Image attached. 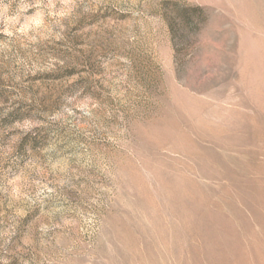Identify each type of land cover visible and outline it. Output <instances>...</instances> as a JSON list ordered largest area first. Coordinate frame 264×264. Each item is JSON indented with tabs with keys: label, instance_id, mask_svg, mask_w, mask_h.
<instances>
[{
	"label": "rangeland",
	"instance_id": "1",
	"mask_svg": "<svg viewBox=\"0 0 264 264\" xmlns=\"http://www.w3.org/2000/svg\"><path fill=\"white\" fill-rule=\"evenodd\" d=\"M220 263L264 264V0H0V264Z\"/></svg>",
	"mask_w": 264,
	"mask_h": 264
},
{
	"label": "bare ground",
	"instance_id": "2",
	"mask_svg": "<svg viewBox=\"0 0 264 264\" xmlns=\"http://www.w3.org/2000/svg\"><path fill=\"white\" fill-rule=\"evenodd\" d=\"M252 197H253V196H252ZM218 244H220V243H218ZM216 245H217V244H216ZM221 246H222V245H221ZM221 246H220V247H221ZM216 248H217V247H216ZM216 248H215V249H216ZM210 249H211V248H210ZM213 249H214V248H213ZM221 250H222V249H221ZM210 251H211V250H210ZM226 253H227V252H226ZM223 254H224V253H223ZM218 255H219V254H218ZM231 255H232V254H231ZM207 256H208V255H207ZM220 259H221V258H220ZM221 260H222V259H221ZM224 260H225V259H223V261H224ZM211 261H212V260H211ZM220 264H221V263H220Z\"/></svg>",
	"mask_w": 264,
	"mask_h": 264
}]
</instances>
